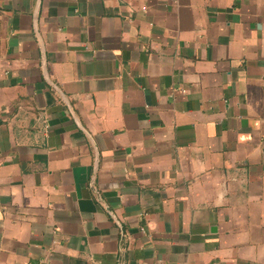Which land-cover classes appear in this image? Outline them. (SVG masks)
Returning <instances> with one entry per match:
<instances>
[{
	"label": "crops",
	"instance_id": "crops-1",
	"mask_svg": "<svg viewBox=\"0 0 264 264\" xmlns=\"http://www.w3.org/2000/svg\"><path fill=\"white\" fill-rule=\"evenodd\" d=\"M0 264H264V0H0Z\"/></svg>",
	"mask_w": 264,
	"mask_h": 264
}]
</instances>
